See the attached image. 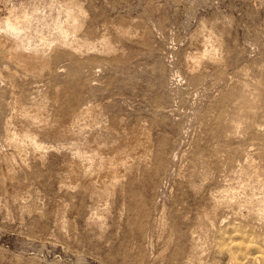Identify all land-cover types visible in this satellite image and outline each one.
Returning a JSON list of instances; mask_svg holds the SVG:
<instances>
[{
    "label": "rangeland",
    "instance_id": "obj_1",
    "mask_svg": "<svg viewBox=\"0 0 264 264\" xmlns=\"http://www.w3.org/2000/svg\"><path fill=\"white\" fill-rule=\"evenodd\" d=\"M10 15L48 63L0 48V264H264V0H0V37Z\"/></svg>",
    "mask_w": 264,
    "mask_h": 264
},
{
    "label": "bare ground",
    "instance_id": "obj_2",
    "mask_svg": "<svg viewBox=\"0 0 264 264\" xmlns=\"http://www.w3.org/2000/svg\"><path fill=\"white\" fill-rule=\"evenodd\" d=\"M22 18L24 19V20H22ZM26 19H28V17L25 15V16H16V15H14V16H12V15H10L9 17H7V18H5L4 19V25H5V31H4V34H3V36H1L0 37V48L1 49H3V50H5V53H6V56L8 57V59H10L13 63H16V64H18V65H20V66H22L23 68H25V69H28V70H32V71H35V70H37V69H39L40 67H43L45 64H47L48 62H47V60H48V58H46L45 57V55L43 54V53H41V52H38V51H36V52H28L27 51V49L25 48V46H24V44H23V41H22V30H21V28H22V26H21V23L23 22V21H25ZM74 26H76V25H74ZM66 27V26H65ZM65 27H63V29H65ZM67 28V27H66ZM78 28V27H77ZM66 30V29H65ZM27 108H30V107H27ZM26 110V111H25ZM44 110H46L45 109V106H43L42 104H39V105H37V106H35V107H32V109L31 110H28V109H24V111L25 112H23L24 114H23V119H25L26 121L27 120H29V122H31V123H34V124H38V123H40L41 122V125L42 124H44V123H42V122H44L43 120H44ZM88 112V110L86 111V110H84V111H81L80 113H79V116H83V115H85L86 116V113ZM21 118H22V116H21ZM22 120H21V125H22ZM25 124H23L21 127H19V129L15 132V133H13L14 134V136H15V138L17 139V136H19V137H22V139H24V138H30L33 142H34V144L36 145V147L38 146V147H40L41 145L40 144H38L37 143V141L35 140V137L34 138H32L31 137V135H30V131L28 130V129H26L25 128V126H24ZM45 125V124H44ZM47 125V124H46ZM20 126V125H19ZM40 126V125H39ZM148 132V131H147ZM142 133V132H141ZM150 133V132H149ZM134 135H138V133L137 132H134ZM147 135V134H146ZM33 136V135H32ZM145 136V135H144ZM132 137V136H131ZM143 137V136H142ZM148 137V136H147ZM15 139V140H16ZM131 139V138H130ZM137 139H139V136H138V138ZM144 140H145V138H143ZM142 139V140H143ZM149 139V138H148ZM147 139V142H149L150 140H148ZM13 140V139H12ZM146 141V140H145ZM131 142V141H130ZM145 143V144H149V143ZM134 143V142H133ZM135 144V143H134ZM133 144V145H134ZM93 145V144H92ZM128 146V145H127ZM143 146H144V144H142L140 141H137L136 142V147L135 146H133L134 148H137L138 149V152H137V155L139 154L140 156H144V158H146V155H147V153H149V152H147L149 149V147H150V145H148V147H145V148H147V150L146 149H144L143 148ZM130 147V146H129ZM90 148V147H89ZM91 148H93V147H91ZM131 149H132V146H131ZM151 149V148H150ZM39 150V149H38ZM102 151V149H99V147L97 146V148L96 149H93V159L94 158H96V161H97V159H98V164H99V166L100 165H106L107 163H109L108 164V166H112V167H114L115 165H114V163H115V159L113 160L112 158L111 159H109L108 160V158H106L107 159V161L108 162H106L105 160H103L102 159V157H101V151ZM133 150V149H132ZM115 151V150H114ZM117 151V150H116ZM123 151V150H122ZM128 151H130L131 152V150H128ZM120 153H121V151H119ZM134 152V151H133ZM147 152V153H146ZM123 153V152H122ZM121 153V154H122ZM136 153V152H135ZM135 153H132V155L133 154H135ZM101 154V155H100ZM113 154V153H112ZM117 154V153H116ZM82 155H83V153H82ZM81 155V156H82ZM104 155V154H103ZM115 155V154H114ZM138 155V156H139ZM149 155V154H148ZM84 156V155H83ZM82 156V157H83ZM87 156V155H86ZM86 156H85V158H86ZM122 156H124V154H122ZM129 156V155H128ZM131 156V155H130ZM137 156V157H138ZM150 156V155H149ZM88 157V156H87ZM108 157H111V155L110 156H108ZM114 157V156H113ZM117 157V156H116ZM134 157H136V154L134 155ZM148 157V156H147ZM91 158V159H92ZM120 158V157H119ZM140 158V157H139ZM138 158V159H139ZM121 159V158H120ZM123 159V158H122ZM147 159V158H146ZM89 161H90V159H89ZM92 161V160H91ZM94 161H95V159H94ZM95 161V162H96ZM88 162V161H87ZM93 162V161H92ZM91 162V163H92ZM116 162H117V160H116ZM97 163V162H96ZM118 163V162H117ZM124 163V162H123ZM97 164V165H98ZM94 165V164H93ZM118 165V164H117ZM122 164H120V166H121ZM124 165V164H123ZM247 165V164H246ZM85 166V165H84ZM75 167V166H74ZM78 167V166H77ZM80 167V166H79ZM101 167V166H100ZM99 167V170L101 169ZM105 168H107L106 166H104ZM103 167V168H104ZM116 167V166H115ZM96 168V167H95ZM248 169V168H247ZM246 169V170H247ZM76 170H77V168H76ZM97 171H98V169H96ZM103 170H101V172H102ZM104 171H106V170H104ZM108 171V170H107ZM117 170H115V172H116ZM74 173H77V171L76 172H74ZM262 173V172H261ZM117 174H120V173H117ZM116 174V175H117ZM119 176V175H118ZM246 176V175H245ZM70 177V176H69ZM259 188V187H258ZM251 189V188H250ZM260 194V193H259ZM248 195V194H247ZM248 199V198H247ZM248 205V204H247ZM230 221V220H229ZM229 226V225H228ZM240 234V233H239ZM230 240H231V238H230ZM237 241V240H236ZM245 241V240H244Z\"/></svg>",
    "mask_w": 264,
    "mask_h": 264
}]
</instances>
